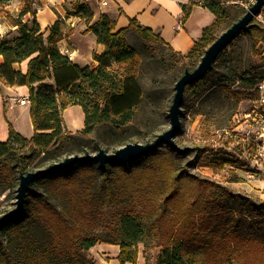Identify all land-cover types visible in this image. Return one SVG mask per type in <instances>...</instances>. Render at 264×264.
<instances>
[{
    "label": "trees",
    "instance_id": "16d2710c",
    "mask_svg": "<svg viewBox=\"0 0 264 264\" xmlns=\"http://www.w3.org/2000/svg\"><path fill=\"white\" fill-rule=\"evenodd\" d=\"M10 1L0 0V8ZM24 1L19 17L10 16L19 27L17 33L0 38V88H29L34 135L27 139L9 124V138L0 142V184L5 189L20 182V174L31 172L27 170L33 155L45 154V162L60 154L83 151L72 145L60 149V145H77L81 136L103 123L117 130L127 128L141 106L143 89L138 76L118 79L109 64H124L137 58L138 51L127 38L129 31L165 44L159 34L135 19L130 20L128 27L115 31L116 21L105 13L93 22L94 12L87 1L65 0L71 6L65 17L85 20L86 32L94 33L98 43L105 46L102 54H94L96 64L80 67L61 52L63 21L57 20L45 36L36 19L34 0ZM195 5L208 8L215 15V22L205 28L188 53H173L199 62L218 37L228 11L218 0H191L182 5L184 21ZM27 14L32 18L23 21ZM261 16L264 17V8ZM242 35L253 38L252 50L258 54L257 47H264V22L256 19L251 30ZM26 60V73L14 67ZM206 77L188 86L185 92L205 83ZM254 84L244 79L246 88ZM258 85L254 93H247L251 100L259 98ZM228 93L239 95L231 89ZM74 105L83 108L85 127L71 134L63 113ZM128 143L122 141L120 146ZM19 146L28 147L30 153H20ZM94 148L97 152L103 149L100 142ZM168 148L170 152L174 150ZM58 150L59 154L52 155ZM159 150L135 162L112 164L106 169L96 161H86L37 177L27 192L23 212L0 224V264H95L88 252L99 243L119 246L121 264H137L136 246L147 234L160 248L156 264H264V203L254 204L253 213L246 215L242 211V195L188 173L170 153ZM206 151L196 147L192 152L199 160ZM219 153L224 154L217 157L222 165L239 160L232 151ZM124 202H130L131 208L119 215L116 227L109 224L102 229L104 209ZM235 203L236 209L232 206Z\"/></svg>",
    "mask_w": 264,
    "mask_h": 264
},
{
    "label": "rangeland",
    "instance_id": "374dc122",
    "mask_svg": "<svg viewBox=\"0 0 264 264\" xmlns=\"http://www.w3.org/2000/svg\"><path fill=\"white\" fill-rule=\"evenodd\" d=\"M218 1L228 11V16L224 19L218 36L221 31H225L238 21L254 3V0ZM89 2L94 9L98 8L99 5L97 6L95 0H89ZM6 17L10 19V15ZM256 19L264 22L262 16ZM128 41L138 51L137 58L124 64L110 62L109 69L118 79L129 75L138 76L143 89V101L137 109L132 123L122 130H117L116 127L108 123L100 124L95 127L92 133L85 137L81 136L77 145L73 146V143L66 142L60 145V149L65 145L66 147L72 145V147L83 148V151L60 154L59 158L53 161L45 160L44 162L45 154L33 155L27 172H33L55 161L59 162L76 153L94 154L97 152L94 148L96 142H100L103 149L112 153L121 147L122 141L145 144L153 141L158 134L170 128L168 114L175 93V85L186 69L194 71L200 61L174 54L160 42L146 40L137 32L131 33L128 36ZM251 44H253L252 37L239 35L226 48L221 58H218L213 70L207 74L206 82L194 90L185 92L181 115L182 127L175 141L181 147H199L207 151L201 155L199 160H196L195 152L186 154H179L175 150L170 152L167 145H162L159 148L160 152L170 153L171 158L176 161L178 166L184 168L188 173L204 178L211 184L228 187L233 193L242 195L244 203L242 211L246 215L253 213L254 204L264 203V174L252 168L247 149L243 148L237 137L227 136L223 130L229 129L233 125L235 113L237 114L242 108L249 106L253 100L247 97V93H254L256 85L264 79V47L259 45L257 47L258 54H255ZM244 79L250 84H255L252 88H246ZM228 89L239 93V95L236 97L230 95ZM63 121L67 123L68 119ZM72 122L75 125L76 119H72ZM21 130L23 137L25 136L27 139L34 135V131L32 132L29 124L25 122L22 123ZM69 133L72 134V132ZM235 149L245 152L243 158L234 153ZM17 150L20 153H30L28 147L21 148L19 146ZM222 150L232 151L239 160L222 165L217 158L219 155L224 156L219 153ZM59 153V150L53 151L52 155ZM250 172L255 173V178L249 177ZM18 185L19 180L10 189H5L0 184V216L15 208ZM232 206L236 209L238 203ZM130 208V202L110 205L105 208L100 219V227L103 229L109 224L116 227L119 215ZM236 212L237 210L234 213ZM146 224L149 225V222ZM155 245L156 240L148 234L137 244L138 259L141 257L143 264H156L160 248ZM89 257H91L90 254Z\"/></svg>",
    "mask_w": 264,
    "mask_h": 264
},
{
    "label": "crops",
    "instance_id": "0c3cea01",
    "mask_svg": "<svg viewBox=\"0 0 264 264\" xmlns=\"http://www.w3.org/2000/svg\"><path fill=\"white\" fill-rule=\"evenodd\" d=\"M191 0H111L107 7L95 8L91 3H87L94 12L93 22H96L102 13L107 14L112 20L116 21L115 31L128 27L131 19H135L141 26L149 28L154 33L160 35L165 42L164 46L174 53L186 54L198 41L205 28L215 22V15L202 5H195L191 9L187 20H183V6L189 4ZM224 3V1H222ZM228 3V2H227ZM24 0H11L5 8H0V38L8 34L17 33L19 27L12 19L18 18L20 11L24 7ZM34 6L37 8L36 19L45 36L50 33L51 26L57 21L62 20L63 37L59 42L61 52L67 54L70 59L80 67H86L96 64L93 59L94 54H102L105 46L98 43L97 37L92 32H86L88 27L85 20L71 16L66 18V10L71 9L70 3L65 0H34ZM31 14H27L23 21L30 20ZM133 33L129 31L128 36ZM0 55V64L2 63ZM14 67L21 69L23 73L27 72L28 60L17 64ZM30 90L27 86H1L0 88V142H5L9 138V124L15 131L23 136L22 123L29 124L33 132V126L30 116ZM21 99H27L25 105L20 104ZM252 102L247 108L250 109ZM63 118L68 119L65 122L67 129L72 134L84 129L85 113L81 106L74 105L68 107ZM76 119V123L72 122ZM68 124V125H67ZM34 134V132H33ZM25 137V136H24ZM243 150V149H242ZM234 153L243 158L245 152L235 149ZM260 172V170H257ZM261 172L264 171L261 170ZM255 178V177H254ZM91 258L95 264H121L118 256L120 247L111 244L99 243L89 250ZM125 264H131L127 262ZM137 264H143L141 257Z\"/></svg>",
    "mask_w": 264,
    "mask_h": 264
},
{
    "label": "water",
    "instance_id": "95a60500",
    "mask_svg": "<svg viewBox=\"0 0 264 264\" xmlns=\"http://www.w3.org/2000/svg\"><path fill=\"white\" fill-rule=\"evenodd\" d=\"M263 8L264 0H254V3L245 14L225 31H222L215 41L206 49L194 71L189 69L184 71L175 85V93L168 114L170 119V128L168 130L158 134L153 141L145 144L138 142L128 143L112 153L100 149L93 155L90 153L84 155L76 154L37 171L20 174V182L16 195V206L9 213L0 217V224L7 219L17 217L23 212L27 192L32 183L35 182L36 178L39 176L55 173L63 169H69L77 163L86 161H96L102 169H106L107 166L112 164L132 163L153 153L162 145L171 146L176 152L181 154L192 152L194 148L181 147L175 141L182 127L181 115L183 112L182 105L185 91L188 86L206 77L222 52L228 48L239 35L251 30L254 26V20L261 15Z\"/></svg>",
    "mask_w": 264,
    "mask_h": 264
},
{
    "label": "built area",
    "instance_id": "2783aa9c",
    "mask_svg": "<svg viewBox=\"0 0 264 264\" xmlns=\"http://www.w3.org/2000/svg\"><path fill=\"white\" fill-rule=\"evenodd\" d=\"M95 1L100 7H107L111 0ZM257 89L259 98L251 101L250 109L235 114L233 125L229 129H224L223 133L237 137L238 142L247 149L252 168L261 172L264 171V81L257 86ZM19 102L25 105L28 100L21 99ZM249 175L250 178H254L255 173L250 172Z\"/></svg>",
    "mask_w": 264,
    "mask_h": 264
}]
</instances>
